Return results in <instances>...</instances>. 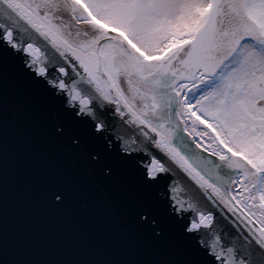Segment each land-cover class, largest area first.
Returning <instances> with one entry per match:
<instances>
[{"label": "snow or ice", "instance_id": "obj_1", "mask_svg": "<svg viewBox=\"0 0 264 264\" xmlns=\"http://www.w3.org/2000/svg\"><path fill=\"white\" fill-rule=\"evenodd\" d=\"M73 28L86 37L75 46L64 38ZM8 57L60 100L59 110L44 112V129L70 158L105 179L116 174V159L135 160L145 185L171 181L170 215L208 264H264V0H0V114ZM121 76L133 98L143 89L141 98L151 101L139 114ZM109 111L131 116L118 129ZM173 117L211 130L200 135L237 173L231 183L243 191H233L247 211L205 178ZM213 195L247 228L232 234L238 243L222 236L227 225L208 204ZM65 196L51 192L56 204ZM131 220L152 239H167L149 203L135 205Z\"/></svg>", "mask_w": 264, "mask_h": 264}, {"label": "water", "instance_id": "obj_2", "mask_svg": "<svg viewBox=\"0 0 264 264\" xmlns=\"http://www.w3.org/2000/svg\"><path fill=\"white\" fill-rule=\"evenodd\" d=\"M67 31L64 38L73 46L86 39L77 35L75 28L70 36ZM7 65L0 114V264H208V258L184 238L181 224L170 215L166 195L171 181L145 185L136 161L120 159L115 160L116 174L105 179L70 158L44 129V112L59 110L60 100L27 77L11 57ZM174 67L180 68L178 63ZM119 83L137 114L146 102L151 103L141 98L143 89L133 98L124 76ZM105 104L108 109L117 108ZM120 109L127 113L122 104ZM130 116L108 112L118 129ZM148 118L155 122L151 111ZM182 119L191 121L173 117L172 125L180 130L175 134L183 136L188 149L199 155L202 174L222 192L237 195L233 189L239 185L231 183L237 173L211 154L213 148L193 141L191 134L196 132ZM173 175L180 180L183 173ZM54 189L66 193L62 204L52 201ZM176 195L185 198L184 191ZM142 203H149L166 225V240L152 239L132 222L131 209ZM208 204L221 213L227 225L222 236L238 243L232 234L241 229L246 233L247 228L214 195Z\"/></svg>", "mask_w": 264, "mask_h": 264}, {"label": "rangeland", "instance_id": "obj_3", "mask_svg": "<svg viewBox=\"0 0 264 264\" xmlns=\"http://www.w3.org/2000/svg\"><path fill=\"white\" fill-rule=\"evenodd\" d=\"M190 95L191 94L189 93V96ZM184 121L186 123V126L189 128V130L191 132H192V128H194L196 134H191V135L192 136H195L197 138L195 142H198L200 144H203V145L208 146V147L213 148V149H216L217 148V145L212 142V140H211V138L209 136L200 135V133L205 132V131H209L210 132L211 131L210 129H206L204 127V125L199 124V121H197L195 125H193L192 120L191 121L184 120ZM244 183H245V181H244ZM240 188H241L240 190L242 192L243 189H242L241 186H240ZM239 200H241L242 201L241 202L242 205H244V203H243V197L241 195L239 196ZM253 211L256 213V216L257 217H260V210L259 209H253ZM260 218H264V217H260Z\"/></svg>", "mask_w": 264, "mask_h": 264}, {"label": "bare ground", "instance_id": "obj_4", "mask_svg": "<svg viewBox=\"0 0 264 264\" xmlns=\"http://www.w3.org/2000/svg\"><path fill=\"white\" fill-rule=\"evenodd\" d=\"M182 120H183V122L185 123L184 119H182ZM185 124H186V123H185ZM191 137H192V140H193V141H196L197 138H196L195 136H192V135H191ZM238 189H239V190L241 189V188H240V185H239V188H238ZM240 192H241V190H240ZM239 196H240V195L237 193V199H238V200H239ZM238 207H239L240 209H242V210L247 211L246 209H244V205H242V203H241ZM259 226H260V225H259L258 223L255 224V227H259Z\"/></svg>", "mask_w": 264, "mask_h": 264}, {"label": "flooded vegetation", "instance_id": "obj_5", "mask_svg": "<svg viewBox=\"0 0 264 264\" xmlns=\"http://www.w3.org/2000/svg\"><path fill=\"white\" fill-rule=\"evenodd\" d=\"M245 183L247 184V183H248V181H247V180H245Z\"/></svg>", "mask_w": 264, "mask_h": 264}]
</instances>
